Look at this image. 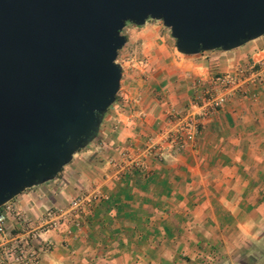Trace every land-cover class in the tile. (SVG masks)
<instances>
[{
	"label": "crops",
	"instance_id": "1",
	"mask_svg": "<svg viewBox=\"0 0 264 264\" xmlns=\"http://www.w3.org/2000/svg\"><path fill=\"white\" fill-rule=\"evenodd\" d=\"M193 84L187 79L148 88L181 105ZM147 96L140 106L145 122L131 121L136 114L124 112V98L115 100V126L105 128L102 116L98 144L84 148L90 159L81 166L77 161L75 188L62 167L9 200L35 215L55 206L40 203L48 196L66 205L78 187L101 193L76 219L42 236L52 248L41 253L40 264H264V93L227 100L199 119L190 141L163 158L126 165L121 152L135 154L152 131V117L161 115L159 104L152 112L158 101Z\"/></svg>",
	"mask_w": 264,
	"mask_h": 264
},
{
	"label": "water",
	"instance_id": "2",
	"mask_svg": "<svg viewBox=\"0 0 264 264\" xmlns=\"http://www.w3.org/2000/svg\"><path fill=\"white\" fill-rule=\"evenodd\" d=\"M160 20L183 55L264 34V0H0V206L55 177L114 101L129 22Z\"/></svg>",
	"mask_w": 264,
	"mask_h": 264
},
{
	"label": "rangeland",
	"instance_id": "3",
	"mask_svg": "<svg viewBox=\"0 0 264 264\" xmlns=\"http://www.w3.org/2000/svg\"><path fill=\"white\" fill-rule=\"evenodd\" d=\"M121 34L125 37V42L117 50L115 57V61L120 67L122 65L119 87L114 96V101L107 107L103 114V126L109 130L110 127L112 128L116 125L115 119H111V114H113L115 100L121 98L126 100L121 107L124 109V112L126 113L127 109H129L136 114V119L132 117L135 119L131 120L133 123L138 120L147 121V113L140 109V106L148 99L147 95H150L149 99L158 101H154L156 105L152 108L153 114L158 113L159 106L157 107V104H159L161 107V115L159 117L157 114L152 117V131L149 130L148 134L145 135V140L140 145L139 150H142L149 140H152L154 137L156 140L159 139L158 136L168 130L167 138L163 137V140L167 142L162 141V139L156 141L157 147L150 154L146 155L157 160L163 158L164 153L172 152L178 146H183L188 142L183 141L180 144L179 142H175V137L173 136L176 129L175 120L187 112L194 111V103H201L204 91L210 88L212 76L216 72L225 70L232 61L234 62H232V68L240 64L246 58L245 56L249 54V51L256 47L264 46L263 34L256 39L228 51L214 49L201 51L192 55H183L176 51L174 39L170 36L169 29L163 26L160 20L154 19H146L144 24L140 26L127 22L122 28ZM187 79H191L194 82V86H190L189 93L187 94L188 97L181 105L173 103L171 101L172 99H166L163 95L160 96L158 92L153 93L148 88L149 86H156V84L165 81L170 83V86L175 87L179 80L185 81ZM171 91L176 94L175 90ZM146 92L150 93L145 94ZM207 115L209 114L204 113V117ZM92 139L86 144L88 147H93L98 144L97 140ZM85 147L75 151L71 160L63 166L67 175L62 174V177H65L70 184L72 183L69 187L72 186L75 188L73 184H76L77 172L79 171L77 161L80 163V166L85 165L91 157L89 153L87 155L84 152L86 151L84 149ZM69 168L71 171L70 174L68 173ZM89 187L91 186H85L84 188L78 187L77 191L80 192L77 194L91 190ZM48 198L47 200L41 199L40 203L42 201H49L55 206H65L55 202L51 196H48Z\"/></svg>",
	"mask_w": 264,
	"mask_h": 264
},
{
	"label": "built area",
	"instance_id": "4",
	"mask_svg": "<svg viewBox=\"0 0 264 264\" xmlns=\"http://www.w3.org/2000/svg\"><path fill=\"white\" fill-rule=\"evenodd\" d=\"M252 90V91H251ZM264 93V46L255 49L240 64L216 72L210 88L204 91L201 103H194L195 110L175 120V142L190 141L198 129L204 113L211 114L227 100L236 96L254 99ZM199 116V117H198ZM168 130L147 142L135 154L122 151L123 162L140 166L142 159L157 147V142L168 136ZM167 142V141H165ZM126 164V165H127ZM101 197L96 189L74 196L65 206H46L35 215H28L6 202L0 206V264H40L43 251L52 248V241L42 236L64 222L76 219L85 208ZM75 224V223H74ZM76 225V224H75Z\"/></svg>",
	"mask_w": 264,
	"mask_h": 264
}]
</instances>
